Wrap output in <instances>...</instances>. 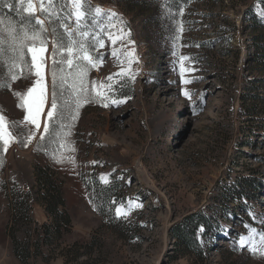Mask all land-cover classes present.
Here are the masks:
<instances>
[{
    "label": "rangeland",
    "instance_id": "rangeland-1",
    "mask_svg": "<svg viewBox=\"0 0 264 264\" xmlns=\"http://www.w3.org/2000/svg\"><path fill=\"white\" fill-rule=\"evenodd\" d=\"M87 3L104 10L96 24L91 15L87 21L104 42L93 52L103 61L89 69L88 87L91 81L113 87L103 90L107 99L85 103L76 120L65 112L63 123L71 127L59 137L54 131L40 139L44 115L27 147L21 133L34 127L9 129L17 142L6 152L0 147V264H21L12 235L25 264H264V0ZM111 12L117 15L109 21ZM0 16L20 19L14 9ZM64 22L75 27L74 20ZM181 66L191 69L183 76L191 83H182ZM112 74L119 75L106 80ZM0 79L10 84L0 88V113L9 124L23 121L13 93H24L36 78L11 81L0 66ZM45 80L50 93V59ZM35 168L56 180L65 201L49 245L35 233L51 222ZM4 190L16 199L28 193V221L21 207L10 216ZM99 193L106 198L101 215L93 203ZM117 208L127 215L118 217ZM198 211L211 227L198 231L203 255L194 260L174 245L170 228Z\"/></svg>",
    "mask_w": 264,
    "mask_h": 264
},
{
    "label": "snow or ice",
    "instance_id": "snow-or-ice-1",
    "mask_svg": "<svg viewBox=\"0 0 264 264\" xmlns=\"http://www.w3.org/2000/svg\"><path fill=\"white\" fill-rule=\"evenodd\" d=\"M0 8H7L10 11L14 9L20 16L18 21H14L11 17L6 21L4 17L0 16V66L6 68L7 76L11 81H16L27 74L36 78L32 86L27 88L24 93H13L18 99L17 107L23 109L25 113L23 121H14L9 124L4 115L0 113V147L6 152L12 143L17 142V137L9 130L10 128H16L20 124L34 127L35 131L30 134L21 133L26 142L25 140L20 142L27 147V143H30L36 135V131L40 130L41 117L44 115L40 139H47L54 131L59 137L65 127H71V125L63 123L65 112L71 115L73 121L76 120L79 109L85 103L100 102L97 97L107 99V94L103 90L111 89L113 85H106L103 81L97 85L96 81H91L89 89V82L86 79L89 69L96 68L103 61L102 54L93 55V52L97 45L104 47V42L98 33L88 30L87 23L90 15L92 23L96 24L98 18L104 14V10L100 6L93 8L87 3V0H66L59 5H57V0H0ZM65 8L68 11L61 15ZM180 11L182 13L183 9ZM116 15L115 12L109 13V21ZM54 19L60 22L59 28L63 29V33H58L55 27L49 31L47 24H51ZM65 19L74 20L75 27H69L64 22ZM106 34L109 39H112V33ZM130 35V32L124 34L128 37ZM124 36L117 38L123 39ZM49 43H51L50 49ZM112 43L115 44L116 40L112 39ZM112 55L117 56L116 50H113ZM48 59L51 60L50 93L45 80ZM187 59L184 56L180 57L181 61ZM185 71H191V69L181 66L182 83H191V81L183 79ZM121 73L128 74L123 69H121ZM116 75L119 74H112L106 77V80L111 81ZM130 78L134 79L135 77L131 76ZM9 87L10 84L7 81L0 79V88ZM90 91L93 94L91 100H89ZM182 94L186 97L190 95L187 91H182ZM130 98L128 97V99ZM123 102V100L113 101V103ZM102 106L107 107L108 105L103 103ZM58 121H60V130L56 131ZM64 135H70V132L64 133ZM60 147L74 151L64 142H61ZM105 183H107L106 179ZM116 212L118 217L127 215L121 208H117ZM261 239L264 240V236ZM250 251L255 254L256 249L251 248Z\"/></svg>",
    "mask_w": 264,
    "mask_h": 264
},
{
    "label": "trees",
    "instance_id": "trees-1",
    "mask_svg": "<svg viewBox=\"0 0 264 264\" xmlns=\"http://www.w3.org/2000/svg\"><path fill=\"white\" fill-rule=\"evenodd\" d=\"M60 2H64V0H60ZM0 10H5V8H0ZM251 19L254 22L256 21L254 16H251ZM47 27L49 28V31H51V29L55 27L57 28L58 33H63V29L59 28L58 21H54L51 24H47ZM35 169L36 183L39 186L38 195L40 197L41 203L45 209L46 214L51 220L50 225H42L39 229L35 231V233L41 231L42 235L44 236V241L46 242V245H49L50 242H47V240L56 236L60 232V218H62L60 207H65V201L63 198L62 190L60 189L56 191V187L54 186L56 180L52 179V176L50 175L46 176L41 173V171L39 172L37 168ZM103 190L107 191L108 189L105 188ZM3 193L8 200V211L10 216L12 217L13 215H15L17 210H19V208L21 207V213L25 221H28V217L26 216L28 211L26 202L28 198V193L17 192V199L18 197L20 198L19 201L13 194L10 195L7 190H4ZM103 195L105 194L99 193V197H97L96 199L94 198V200L92 199L95 206V211L99 215H101L104 202L106 203V198L104 199ZM63 221H65V225L69 227V219L64 218ZM210 227L211 220L204 212L198 211L185 216L181 219V221L174 224L170 228V236L174 240V245L177 248L182 249L185 255L189 256L194 260H197L201 259L203 255V250L201 249V246L197 239V233L200 229H202L206 233ZM10 238L14 241L13 244H15V247H13L12 249L13 254L21 262V264H25L23 258L17 253V240L13 235L12 237L10 236ZM21 243L23 246H26L28 245L29 241L23 240L21 241ZM42 260L45 262L47 260L46 256H42Z\"/></svg>",
    "mask_w": 264,
    "mask_h": 264
}]
</instances>
